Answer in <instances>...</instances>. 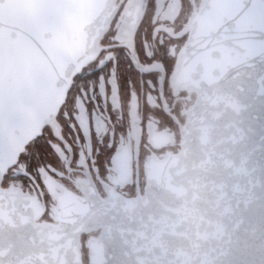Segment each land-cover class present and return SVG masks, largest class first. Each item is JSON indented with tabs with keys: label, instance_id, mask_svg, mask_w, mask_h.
I'll return each instance as SVG.
<instances>
[{
	"label": "water",
	"instance_id": "95a60500",
	"mask_svg": "<svg viewBox=\"0 0 264 264\" xmlns=\"http://www.w3.org/2000/svg\"><path fill=\"white\" fill-rule=\"evenodd\" d=\"M107 3L0 0V182L95 56ZM174 75L199 98L144 198L89 197L41 227L0 184V264H82L98 228L90 264H264V0H203Z\"/></svg>",
	"mask_w": 264,
	"mask_h": 264
},
{
	"label": "flooded vegetation",
	"instance_id": "af4514ba",
	"mask_svg": "<svg viewBox=\"0 0 264 264\" xmlns=\"http://www.w3.org/2000/svg\"><path fill=\"white\" fill-rule=\"evenodd\" d=\"M202 2L108 0L113 13L95 56L73 75L54 119L2 174V188L33 207L35 225L58 224L61 206L89 197L144 198L150 169L184 153L199 92L174 72ZM101 233L80 234L82 264H90L88 239Z\"/></svg>",
	"mask_w": 264,
	"mask_h": 264
}]
</instances>
